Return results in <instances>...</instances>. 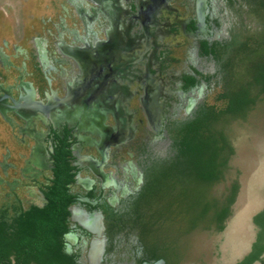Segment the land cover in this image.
<instances>
[{"label":"flooded vegetation","instance_id":"flooded-vegetation-1","mask_svg":"<svg viewBox=\"0 0 264 264\" xmlns=\"http://www.w3.org/2000/svg\"><path fill=\"white\" fill-rule=\"evenodd\" d=\"M3 1L14 8L21 2L20 0ZM22 1L24 14L28 20H31L33 28L40 33L30 37L32 54L27 53V49L23 47L24 43L19 41L12 40V43H9L1 39L0 42V79H3L0 82V186L2 188L0 193L5 197L0 203V211L7 212L0 217V226L6 234L14 233L18 219L23 217L25 212L32 208L42 209L47 205L46 194L49 188L59 172L63 175L65 173L69 178L65 185L71 198L66 205L67 229L61 237L63 250L74 255L75 264H82V259L86 258L87 248L91 247L92 237L96 234L90 232L82 223H98L99 220L102 223L101 239H104L105 244L106 209L101 206L102 201L115 207L121 198L127 196L139 200L145 194L149 195L150 189L147 190V184L161 172L160 170L155 176L150 175L149 171L153 166L145 172L139 171L134 161L126 158L121 169L133 180L132 185L128 186L117 180L113 170L106 169L110 161V158L106 159L109 150L127 145L135 136V128H137L135 113L138 111L131 107L130 102L138 95L139 90H131L127 82L129 77H134L133 74L138 68L142 69L140 77L136 76V80L141 83L139 87L142 88V95L138 98L139 111L143 114L145 128H148L147 132L148 130L158 132L163 129L166 107L160 97L165 96V92L162 83H158L156 81L158 79L151 74L153 63L157 59L155 50L160 47L159 29L155 33H150L152 39L144 34L137 40L129 31L132 25L131 8L122 4V0L117 1L121 11L118 16L119 26L124 30L123 33L127 31L137 45L144 44L147 39L145 43L147 54L138 56L132 46L127 48L122 44L120 39L122 35L118 32V27L110 25L108 17L103 13L106 0H101L102 4L96 0H42L41 9L38 0ZM63 1L72 7L74 12L63 4ZM144 1H135V6L140 11L145 8ZM168 1L155 0L154 3L152 1L151 8L156 6L170 8ZM90 2L92 5L88 4ZM194 2L195 16L184 18L181 22V29L194 38L189 52L194 59L190 62L188 70L179 75L177 86V92L186 96L184 112L193 111V114L180 126L172 140L174 153L169 157V163L176 158L177 141L185 125L195 121L208 106L218 108L215 103L203 102L206 96L203 83L208 77L205 75L203 77L201 74L203 68L196 59L197 56L217 59V50L223 45L216 28L214 29L217 25L218 10L213 6L210 12L206 0H194ZM1 10L6 13V9L1 8ZM75 13L81 19L80 30L69 27L72 25L71 20H74ZM99 13H103L102 18L106 21L101 25V34L93 29L98 23L96 20L99 18ZM139 17L140 25L146 32L144 27H148L147 16L144 17L140 13ZM207 18H209V27ZM153 21L155 22L156 19L153 18ZM51 27L53 30L49 29ZM24 35L23 32L22 39H25ZM118 48L130 51V57L135 58V63L134 60L129 61L133 64L128 66L124 62L123 67L122 60L117 58L108 60L120 54L119 51L117 52ZM233 56L234 52L219 64L218 72H222V78L226 69L228 70L227 60L232 59ZM128 58L124 61H128ZM134 65L139 67L135 69ZM120 67L124 69L120 70ZM216 72L217 70L214 73ZM222 82L224 84L220 87L225 86V80L222 79ZM223 92H219L216 99L221 97ZM259 94L264 95V92ZM251 106L239 117H244ZM154 114L158 115L157 119L159 118L156 127L149 122V116ZM108 118L114 123L107 124ZM237 118H229L227 123ZM219 129L225 133L223 127ZM90 143L93 146L91 154L96 151L99 157L80 151L81 145ZM228 149L226 159L234 152L233 146L229 143ZM260 160L259 163L264 162V158ZM42 170L50 174L45 175L48 176L46 183L41 182L38 177ZM82 170L90 174H82ZM27 181H31V184L27 185ZM73 185L81 186L83 193L74 191ZM246 188H249L246 194L248 198L245 197L240 206L245 209L244 214L246 213L249 218L246 223H250L254 234L248 245L244 249L243 246L241 247L240 256H237L233 264H264V172H261L260 178L255 179ZM244 189L239 178L230 181L224 202L219 205L209 200L210 206L198 223H179L180 236L185 237L196 230L223 234L224 231L231 229L233 217L235 218L236 215L237 197L245 193ZM105 191H108V197L102 199ZM20 192L26 198L21 197ZM256 194H260L258 199L255 198ZM229 197H231L230 201ZM222 206H227L228 213L218 223L216 214ZM199 208L200 206H197L194 209L199 211ZM251 208L252 210L248 211ZM205 221L207 223H202ZM219 224L222 227H219ZM146 226V230L151 227L148 224ZM76 245L82 250L85 248L84 255H76ZM66 248L71 252L65 251ZM143 252L144 246L138 252L141 257L143 256L139 264L163 260V258L147 260ZM252 255L254 257L250 259ZM13 262L14 257L11 256L10 263ZM163 264H165L164 260Z\"/></svg>","mask_w":264,"mask_h":264},{"label":"rangeland","instance_id":"rangeland-1","mask_svg":"<svg viewBox=\"0 0 264 264\" xmlns=\"http://www.w3.org/2000/svg\"><path fill=\"white\" fill-rule=\"evenodd\" d=\"M20 1L19 6L14 8L13 6H8L5 3L6 1L0 0V42L1 39H5L9 43H12V40H16L15 42L19 41L20 43H24L23 47L27 49V53L32 54L33 47L30 43V37L38 35L40 31L33 28L31 20H28L23 12L22 7L24 3H22V0ZM38 1H40L41 9L42 0ZM96 1L99 3L101 0ZM117 1L106 0L104 4L106 7L103 9V13L108 17L110 25L118 27L117 30L122 35L120 39L125 47L132 46L138 56L147 54L145 47L147 39H145L144 44L137 45L135 39L127 31L123 33L124 30L120 29L118 16L121 11ZM135 1H121L122 4L128 8L130 7L132 10L130 17L132 25H130L129 31L133 37H136L138 40L140 35L147 34L152 39L150 33H155L159 29L158 43L160 47L155 50L157 59L153 63L151 74L158 79L156 80L158 83H162L165 96H161L160 100L165 104L166 115L164 117L165 126L163 125V129H160L158 132L150 130L147 132L148 128H145L143 114L139 111L140 102L138 98L142 95V88L139 87L141 83L136 80L137 77H140L142 69L140 70L139 66L134 65L135 69L137 67L140 73L137 71L133 74L134 77H129L127 84L131 90H139L138 95L130 102L131 107L139 113V115L135 113V123L137 124L135 136L130 139L127 145L119 149H110L106 157V159L110 158L106 169L113 170L117 180L128 186L132 185L133 180L122 172L123 161L126 158L133 160L138 170H142L143 172L153 166L149 174L155 176L160 170L162 171L169 165V157H172L174 153L171 145L172 140L176 136L180 126L190 119L193 114V111L190 113L184 112L186 96L177 92V86L179 75L183 71L188 70L190 62L194 59L189 54L191 50L190 45L194 38L181 29V22L184 18L188 19L195 16L194 0H169L168 4L170 8H165L164 6L151 8L155 0H145L144 3L146 5L145 8H142V11L136 8ZM97 2L95 3L97 4ZM263 2L264 0H206V6L210 12L213 6L215 10H218L217 25L214 21L212 22L216 25L214 29L216 28L217 35L220 37V42L223 45L217 50V59L196 57L197 62L201 64L200 67L203 68L201 74L203 77L204 75L208 77L206 80L203 79V89L206 92L203 102L215 103L218 107L223 106L225 103L224 97L221 96L216 99L219 92L225 91V86L220 87L224 84L222 79L223 81H228L233 77L235 80L236 76L241 82H246L247 77L243 74V70L247 64L246 58L264 55V45L261 43L264 40ZM62 3L74 12L72 7L67 5L65 1ZM88 4L92 5L91 2ZM99 4H102V2ZM1 8L6 9V13ZM140 13L144 17L147 16L148 27H144L146 32L143 31L144 29L140 25ZM102 14L99 13V18L96 17V22L98 23L93 26V29L98 34H101V25L106 23L102 18ZM73 17L74 20H71L72 25L69 27L82 29L80 17L76 13ZM153 18L156 19L155 22H152ZM206 21L209 27V18ZM49 29L53 30V27ZM23 32L25 33V39H22ZM123 38L131 39L123 40ZM142 39L144 40V37ZM240 43H246V47L244 50L234 53L230 64L232 66V74L225 73L222 78V72H218L219 64L229 54L232 56L234 49L238 48ZM117 52L121 56H119L120 54L118 55L119 57L112 56L113 59L108 58V60H114L115 58L122 60L121 65L123 67L124 62L128 66L135 63V58L130 57V51H127V49L118 48ZM127 57H129L128 61H124ZM132 60H134L133 63L129 62ZM108 69L110 70L111 67ZM119 69L123 70L124 68L120 67ZM1 81L3 79H0ZM258 91V88L255 86L250 87L249 92L252 96L255 95V101L244 117H238L229 123L217 121L215 124L216 128L223 127L227 142L233 146L234 152L226 159L225 164L222 165L219 179L212 184L204 200L207 201L208 199L220 205L224 202V195L228 192L230 181L239 178L243 183L245 193L239 194L240 196L237 197L236 215L235 218L233 217L232 228L224 231L223 234L222 232L210 234L208 231L199 232L196 230L185 237L180 236L178 232L179 223H187L184 219L185 211L183 210L186 199L182 196L180 198L177 196V193L181 191L184 185V178L178 172V168L175 167L173 171H176L177 174L171 178L175 180L170 188L169 186L165 187L167 184V181H165L156 190L154 189L156 183L153 182L149 195L145 194L139 200L133 199V196H127L121 198L115 207H111L107 202L102 201L101 206L106 209L104 221L106 240L101 264H139L143 256L141 257L138 252L143 246V254L147 260L163 258L165 264H233L237 256H240L241 247L243 246L244 249L254 234L250 223H246L249 218L246 213L244 214L245 209L240 204H243L245 197L248 198L246 194L249 192V188L246 187H249L255 179L260 178L261 172H264V162L259 163L261 161L260 158H264V95L259 94ZM106 123L113 124L114 122L111 118H108ZM91 144H84L85 147L81 145L80 151L93 153L91 152L93 147ZM91 155L99 157L96 151ZM81 173L90 174L86 170H82ZM45 175L50 174L42 170L41 175L38 176L39 180L43 183H46L48 177ZM26 184L30 185L31 181H27ZM73 188L74 191L81 193L84 191L81 186L73 185ZM1 189L0 186V191ZM107 192H104L102 199L108 197ZM250 194L253 195L255 193ZM1 195L2 193H0V203L3 201L2 198H5ZM256 195L255 198L258 199L260 194ZM21 197L26 198L24 194H21ZM135 200L137 202L134 206ZM169 200H172L173 203L167 208L166 202ZM256 205L258 206L257 203ZM253 207L255 208V205ZM251 210L252 208L248 211ZM3 213L4 215L7 214L5 211H0V217H3ZM202 223H207V221ZM147 224L151 226L148 227L149 230H146ZM75 229L81 233L78 228ZM141 241L143 244L140 243ZM165 241L166 243H163ZM239 244H241L240 248ZM65 251L71 252L69 248H66ZM80 254H85V248L82 250L79 245H76V255Z\"/></svg>","mask_w":264,"mask_h":264},{"label":"trees","instance_id":"trees-1","mask_svg":"<svg viewBox=\"0 0 264 264\" xmlns=\"http://www.w3.org/2000/svg\"><path fill=\"white\" fill-rule=\"evenodd\" d=\"M261 43L264 45V40ZM245 47L246 43H240L234 53L244 50ZM246 59L243 74L247 81L241 82L236 76L235 80L232 77L225 81V91L221 94L225 99L224 105L218 108L208 106L195 121L185 125L177 141L176 158L146 186L148 190L155 182L154 189L157 190L163 185L161 183L167 181L165 187L170 188L175 180L171 178L177 174L173 169L177 167L184 178V185L177 196L186 199L184 219L187 223H198L207 212L210 202L208 199L204 200V197L212 184L219 179L229 150L225 133L216 128L215 124L217 121L227 122L229 118L245 114L255 99V95L252 96L249 92L251 86L258 88V93L264 92V55ZM231 61L232 59L227 60L228 70L225 72L229 75L232 74ZM68 180L65 173L63 175L59 172L46 194L47 205L42 209L32 208L25 212L18 219L14 233L8 235L0 226V264H75L74 255L64 252L61 239L67 229L66 205L71 198L65 185ZM172 203V200L167 201V208ZM197 206H200L199 211L194 209ZM227 211V206L219 209L216 214L218 223ZM219 227L222 226L219 224ZM11 256L14 257L13 263H10ZM253 257L250 256V259Z\"/></svg>","mask_w":264,"mask_h":264},{"label":"bare ground","instance_id":"bare-ground-1","mask_svg":"<svg viewBox=\"0 0 264 264\" xmlns=\"http://www.w3.org/2000/svg\"><path fill=\"white\" fill-rule=\"evenodd\" d=\"M157 117H158V115H155V114L153 116H149V120H150L149 122L155 127H156L157 122L159 120V118L157 119ZM82 224L84 225L85 228L89 229L90 232H92L93 234L96 233L94 235V237H92L90 249H88L89 247L87 248L86 255H85L86 258L85 257L83 258V259H85L84 262H85V264H87V263L97 264V261H98L100 264L102 262L103 253H104V245H105L104 239H101L102 223H100L98 220V223L93 222V223H82ZM69 240H71V238ZM87 253H88V255H87ZM83 259H82V264H84ZM144 264H158V262L154 261L153 263H150L149 261H147Z\"/></svg>","mask_w":264,"mask_h":264},{"label":"water","instance_id":"water-1","mask_svg":"<svg viewBox=\"0 0 264 264\" xmlns=\"http://www.w3.org/2000/svg\"><path fill=\"white\" fill-rule=\"evenodd\" d=\"M158 264H163V260L162 259H159L157 260ZM97 264H99V262L97 261Z\"/></svg>","mask_w":264,"mask_h":264}]
</instances>
